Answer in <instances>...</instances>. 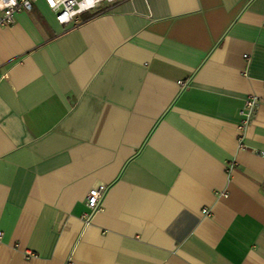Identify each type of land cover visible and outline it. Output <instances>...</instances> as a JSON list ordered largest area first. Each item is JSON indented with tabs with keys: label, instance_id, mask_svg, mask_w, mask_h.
<instances>
[{
	"label": "crops",
	"instance_id": "0c3cea01",
	"mask_svg": "<svg viewBox=\"0 0 264 264\" xmlns=\"http://www.w3.org/2000/svg\"><path fill=\"white\" fill-rule=\"evenodd\" d=\"M0 232V264H264V0L18 13L0 29Z\"/></svg>",
	"mask_w": 264,
	"mask_h": 264
},
{
	"label": "built area",
	"instance_id": "2783aa9c",
	"mask_svg": "<svg viewBox=\"0 0 264 264\" xmlns=\"http://www.w3.org/2000/svg\"><path fill=\"white\" fill-rule=\"evenodd\" d=\"M48 8L56 15V20L62 25H69L79 19V17L85 12L99 10L103 4H114L118 0H44ZM37 0H15L14 3L11 0H2L0 5V29L11 27L15 23V16L18 13H30L34 10V5ZM184 87V85L182 84ZM259 106V100L255 97L248 99L244 109L241 111L243 117L240 131L242 132L244 127L248 125L254 118L257 108ZM105 185L90 190L86 199L88 213L84 216V225L88 226L95 216L101 210V203L107 192ZM205 215L209 212L203 211ZM2 239V233L0 232V243ZM67 264H74L71 258H68Z\"/></svg>",
	"mask_w": 264,
	"mask_h": 264
},
{
	"label": "clouds",
	"instance_id": "9594fccd",
	"mask_svg": "<svg viewBox=\"0 0 264 264\" xmlns=\"http://www.w3.org/2000/svg\"><path fill=\"white\" fill-rule=\"evenodd\" d=\"M11 2H12V3H14V2H15V0H11Z\"/></svg>",
	"mask_w": 264,
	"mask_h": 264
},
{
	"label": "snow or ice",
	"instance_id": "6c2138e0",
	"mask_svg": "<svg viewBox=\"0 0 264 264\" xmlns=\"http://www.w3.org/2000/svg\"><path fill=\"white\" fill-rule=\"evenodd\" d=\"M0 5H2V0H0Z\"/></svg>",
	"mask_w": 264,
	"mask_h": 264
}]
</instances>
